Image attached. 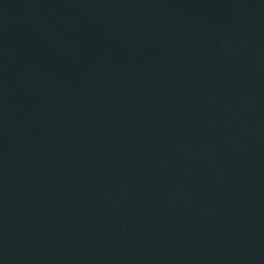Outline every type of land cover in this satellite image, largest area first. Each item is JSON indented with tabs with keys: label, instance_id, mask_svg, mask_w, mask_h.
Masks as SVG:
<instances>
[{
	"label": "water",
	"instance_id": "1",
	"mask_svg": "<svg viewBox=\"0 0 264 264\" xmlns=\"http://www.w3.org/2000/svg\"><path fill=\"white\" fill-rule=\"evenodd\" d=\"M0 264H264V0H0Z\"/></svg>",
	"mask_w": 264,
	"mask_h": 264
}]
</instances>
